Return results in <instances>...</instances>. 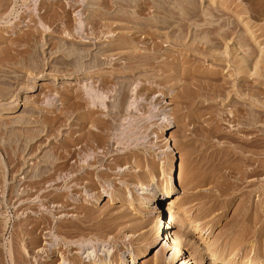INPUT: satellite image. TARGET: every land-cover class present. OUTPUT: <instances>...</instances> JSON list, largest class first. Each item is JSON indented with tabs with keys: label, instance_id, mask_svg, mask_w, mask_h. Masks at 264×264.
<instances>
[{
	"label": "rangeland",
	"instance_id": "1",
	"mask_svg": "<svg viewBox=\"0 0 264 264\" xmlns=\"http://www.w3.org/2000/svg\"><path fill=\"white\" fill-rule=\"evenodd\" d=\"M263 57L264 0H0V264H264ZM77 87L113 120L85 175Z\"/></svg>",
	"mask_w": 264,
	"mask_h": 264
},
{
	"label": "bare ground",
	"instance_id": "2",
	"mask_svg": "<svg viewBox=\"0 0 264 264\" xmlns=\"http://www.w3.org/2000/svg\"><path fill=\"white\" fill-rule=\"evenodd\" d=\"M127 44V43H126ZM155 44H157V43H155ZM115 45H117V44H115ZM114 44H112V46L113 47H116ZM124 45V44H123ZM154 45V44H153ZM155 46V45H154ZM109 48V47H108ZM128 49V48H127ZM74 57V56H73ZM30 58V57H29ZM153 58V57H152ZM264 58V57H263ZM85 60V61H84ZM93 60H94V58H93ZM236 60V59H235ZM87 61V59L85 58V56H83V55H77V56H75V59H74V62L73 63H75V66L74 67H72V69H71V71L70 72H68L70 75V77L69 78H73V76L71 77V74H82L83 75V73H84V70H86L85 69V65L86 64H89V63H87L86 62ZM96 62V61H95ZM72 63V64H73ZM180 63V62H179ZM235 63V62H234ZM135 64V63H134ZM148 64V63H147ZM236 65H237V69L238 70H241L242 68L240 67V64L238 63V61H237V63H235ZM35 65V64H34ZM88 65H86V68L88 69V68H90V66L91 65H89L88 67H87ZM33 67V66H32ZM82 67H84L83 69H82ZM92 68V67H91ZM70 69V68H69ZM163 69V68H162ZM257 70V69H256ZM83 71V72H82ZM242 72L244 71L243 69L241 70ZM245 72V71H244ZM85 74H87V72L85 71ZM91 74V73H90ZM89 74V75H90ZM98 74H99V72H98ZM96 75V74H95ZM76 76V75H75ZM97 76H99V78L98 79H96V80H98L99 81V85L101 86V85H103V83H104V77H102L103 75H97ZM213 77V76H212ZM77 80V79H76ZM84 80V79H83ZM158 82V81H157ZM161 82H163V81H161ZM158 84H159V82H158ZM162 84V83H161ZM76 86V85H75ZM142 87V86H141ZM182 87H183V85H182ZM82 88V87H81ZM81 88L80 87H77L76 88V92H75V94L73 93V92H69V94H68V100H69V103H72L71 104V106H72V108H73V105H75L74 103H75V100L74 99H72L73 97H75V99L77 98L78 100H80L83 104H85V106H82L81 108H82V110L81 111H79V113H80V115L82 116L81 118H82V120H79V123H77L78 124V127L77 128H75V129H73V128H70L69 129V131H68V133L65 135V137H64V140H63V143H62V145H63V147H65V150H66V157H69V158H74L75 159V161H76V165L74 164V165H69V166H71L72 167V169H76V168H82L83 169V171H81L82 173V175H85L86 173L88 174V172H89V165H93V164H95V163H98L99 165H105L106 163H105V161L103 160V158L101 159V157H99L98 155H97V153L95 152V150L97 149V148H101V147H103V149L104 148H106V146H107V141H108V133H109V131L112 129V127H113V123H112V121L113 120H106V119H104L103 117H100V116H96V117H94V119H92L93 117H92V115H93V113H96V111L98 110V108H97V106H96V108H94V107H91L90 106V104H92V103H98L99 102V100L98 99H94V98H92V99H94V100H91V97L89 98V99H87L86 97H84L85 96V94H84V92H83V88H82V90H81ZM143 88V87H142ZM28 90H31V89H28ZM85 90V89H84ZM121 93V92H120ZM7 94V93H6ZM89 94V93H88ZM87 95V94H86ZM123 97H122V99L120 100V102H119V106H118V108H117V111H118V113H120L121 111H123L124 109V104H125V94L124 95H122ZM94 97V96H93ZM96 97V96H95ZM98 98V97H97ZM85 103H84V102ZM100 103V102H99ZM108 103V102H107ZM87 104V105H86ZM12 107H14V106H12ZM111 108V107H110ZM11 110H13V109H11ZM77 110V109H76ZM108 110V109H107ZM109 112V114H111L112 112H110V111H108ZM116 112V111H115ZM114 112V113H115ZM117 113V112H116ZM99 114V113H98ZM78 115V113H75V111L73 110V111H70V113L68 114V118L69 119H73V117H75V116H77ZM257 119V118H256ZM69 121V123H73L74 122V120H68ZM76 121H78V120H76ZM116 121V120H115ZM58 122V121H57ZM58 124V123H57ZM73 125V124H72ZM70 126V125H69ZM77 126V125H76ZM95 129H94V128ZM65 134V133H64ZM93 142L95 143V144H93ZM117 142V141H116ZM112 145V144H111ZM62 150H63V148H62ZM108 150V149H107ZM88 151H91L92 153H93V155H92V158H90V160H88V162H87V164H88V166L86 165V164H80V163H78L79 161H80V158H84L83 157V155H84V153L85 152H88ZM106 151V150H105ZM112 151V150H111ZM98 152V151H97ZM105 153V152H104ZM107 153H105V155H106ZM133 155V154H132ZM111 156H113L112 158L115 160V159H117V156L115 157L114 155H111ZM108 158H110V157H108ZM124 158V157H123ZM126 158H128V157H126ZM125 159V158H124ZM251 159H253V158H251ZM79 160V161H78ZM82 160H84V159H81V161ZM106 160V159H105ZM120 160V159H119ZM122 160V159H121ZM107 161V160H106ZM86 162V161H85ZM117 163V162H116ZM111 164V163H110ZM139 164V163H138ZM142 164V163H141ZM137 165V164H136ZM107 166V165H106ZM105 166V167H106ZM114 167H115V164L113 165ZM67 167V166H66ZM110 168V167H109ZM142 168V167H141ZM74 169V170H75ZM91 169V168H90ZM110 169H112V168H110ZM50 170V169H49ZM181 170H182V165L180 164V162L178 163V165H177V174H178V180H180V177H179V175H180V173H181ZM78 171V170H77ZM94 171V170H93ZM142 171V170H141ZM254 171V170H253ZM144 172V171H143ZM176 170L174 171L172 168H170V170H169V173H168V177H167V183H166V186L163 188V190H161V193H159V195H157L156 197L154 196V202H156V203H158V202H160L161 200H163L165 197H167L168 195H169V193H171V191L174 189V187H176V183H175V175H176ZM68 173V172H67ZM72 173V172H71ZM104 174V173H103ZM241 174V173H240ZM102 175V174H101ZM139 175V173L138 174H136V177ZM144 175V174H143ZM78 177H81V175H79V173H78ZM124 177V176H123ZM185 177V176H184ZM48 179V178H47ZM73 179V178H72ZM71 179V180H72ZM86 179V178H85ZM45 180V179H44ZM177 180V181H178ZM141 182V181H140ZM140 182H139V184H140ZM35 185V184H34ZM141 185V184H140ZM38 189V188H37ZM124 193V192H123ZM109 195V194H108ZM161 196V198H159ZM110 197H112L111 195H110ZM109 198H107V200H108ZM64 200V199H63ZM73 201V200H72ZM177 202V201H176ZM180 202V201H179ZM67 203V202H66ZM178 204V203H177ZM175 205V207H177V208H181V210L182 209H185V207H184V204H178V205ZM173 205H171V206H168V208H167V214L165 213H162V210H159V214L157 215V220H155V224L153 225V227H151L152 228V230H151V235L153 236V238H154V240L155 239H158V238H162L163 236L164 237H166V239H167V246H169L170 247V249H173V252H176V251H179L180 249H181V245H182V243H181V240H180V238H179V236H177V233L175 234V232H171L170 231V227H172L173 226V223H176V221H175V218H174V209H173V207H172ZM159 209H160V207H158ZM188 210V209H187ZM85 211V210H84ZM89 212V211H88ZM88 214V213H87ZM105 216V215H104ZM120 218V217H119ZM85 219V218H84ZM49 221V220H48ZM109 222V221H108ZM117 222V221H116ZM76 223V222H75ZM181 225H182V223H180ZM113 225V224H112ZM111 226V225H110ZM109 226V227H110ZM135 226H136V224H135ZM179 226V225H178ZM83 227V226H82ZM78 228V227H77ZM111 228H113L112 226H111ZM97 229V228H96ZM183 229H184V227H183ZM201 229V228H200ZM79 231V230H78ZM185 231V230H184ZM187 232V231H186ZM185 232V233H186ZM65 234V233H64ZM238 236V235H237ZM237 244V243H236ZM237 247V246H236ZM87 253V252H86ZM215 253V252H214ZM88 254V253H87ZM135 257H136V254H133L132 256H131V262H132V264H134V261H135ZM101 258V257H100ZM215 258V256H213V255H210L209 257H208V259H214ZM141 262H144V260L143 261H141ZM260 262V261H259ZM158 262H156V264H157ZM207 263V261H204V259H203V257H199V260L198 259H196V260H194V264H206ZM210 263V262H209ZM227 264V262L223 259V260H221V264ZM159 264H161L160 262H159ZM248 264H263V263H258V262H253V263H248Z\"/></svg>",
	"mask_w": 264,
	"mask_h": 264
}]
</instances>
